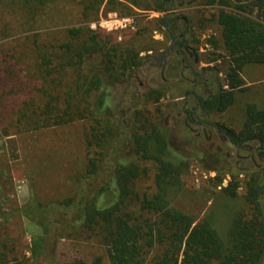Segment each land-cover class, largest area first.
Segmentation results:
<instances>
[{
	"label": "trees",
	"instance_id": "trees-1",
	"mask_svg": "<svg viewBox=\"0 0 264 264\" xmlns=\"http://www.w3.org/2000/svg\"><path fill=\"white\" fill-rule=\"evenodd\" d=\"M105 1L0 0L1 37H10V31L19 29L18 36L26 41L22 49L10 51L9 64L15 73L16 69L26 70L42 80L45 86L32 90V101L44 109V120L50 126L81 120L88 123L85 141L89 156L85 170L71 178V195L62 201L42 206L34 203L16 210L42 229L31 264H47L46 255L51 264H73L55 262L54 252L45 246L52 232L59 229L66 238L93 239L105 247L107 261L96 256L82 264H261L264 100L262 106L256 102L244 106L245 120L240 129L225 124L215 126L240 153L254 151L260 160V170L246 171L243 180L239 172H225L215 166L218 186L226 175L229 177L227 186L221 187L220 202L234 199L242 182L244 206L233 214L215 211L217 220L209 214L197 222L172 204L188 164L187 158L174 151L172 133L164 122L166 112L157 104L164 91L152 87L142 93L131 85L144 61L154 57L141 56L140 50L129 48L109 50L100 33L82 27H68L61 34L48 33L51 25L66 18L70 9H76L84 22L96 21ZM164 1L187 8L219 7L214 19L221 29V44L216 40L213 44L218 49L222 45L228 59L226 83L215 92L193 93L203 114L226 111L235 104L237 93L248 87L242 77L244 67L264 66V0ZM132 6L141 8L139 0L106 3L109 12L123 17L135 12ZM159 9L166 10L163 1ZM161 22L168 26L166 18ZM187 32V28L182 32L185 40ZM207 69L216 71L211 66ZM7 83L0 77V89ZM46 84L50 87L46 88ZM1 99L10 101L6 95ZM152 105L154 110L149 108ZM186 113L188 121H194V112ZM151 171L153 187L144 189L143 181Z\"/></svg>",
	"mask_w": 264,
	"mask_h": 264
},
{
	"label": "rangeland",
	"instance_id": "rangeland-1",
	"mask_svg": "<svg viewBox=\"0 0 264 264\" xmlns=\"http://www.w3.org/2000/svg\"><path fill=\"white\" fill-rule=\"evenodd\" d=\"M162 1L166 8L163 12L159 9ZM106 3L107 0L96 21L84 22L76 9H70L66 18L51 25L48 33L61 34L68 27H82L100 33L109 50L119 52L120 48H129L140 50L141 56H159L172 46V36L169 35L171 19L180 17L182 20L176 35L187 28L185 37L197 49L199 62L195 71L202 75L193 76L174 55L176 47L173 46L172 52L163 57L162 69L150 68L148 60L144 61L142 67L147 72L140 75L139 80L144 83L143 92L152 87L164 91L157 104L166 112L164 122L172 133L174 151L187 158L188 168L181 176L172 204L195 217L197 222L209 214L217 220L215 211L233 214L245 204L244 183L241 182L236 197L223 204L218 197L221 187L227 186L229 177L226 175L222 185L218 186L215 166L225 172L237 171L239 179L243 180L246 171L260 170L261 163L254 151L240 153L215 130V126L225 124L238 130L245 120L244 106L249 102L262 106L264 66L244 67L242 77L248 87L238 92L235 104L222 113L203 114L198 108L196 95L189 94L187 108L193 109L196 118L195 123L189 122L182 111L186 92L191 90L199 95H205L207 90L215 92L217 77L222 85L226 83L228 59L222 45L218 49L213 44L214 40L221 44V29L214 19L219 7L195 5L187 8L176 2L170 5L164 0H139L141 8L132 6L135 12L123 17L109 12ZM161 18L169 21L168 26L162 24ZM2 27L0 23V30ZM10 34V37L2 38L0 31V77L8 80L0 89V264H31L35 261L32 251L37 249L42 229L16 210L34 203L42 206L62 201L71 195V178L85 170L89 156L85 141L88 123L81 120L60 126L48 125L42 116L44 109L32 101V90L45 85L26 70L16 69L15 73L8 54L14 48L22 49L26 41L18 36L19 29L10 31ZM209 66L216 68V74L207 69ZM202 69L205 73H201ZM49 87L46 84V88ZM5 95L10 100L8 103L1 99ZM149 108L154 110L155 105ZM219 164L223 166L219 167ZM152 177L153 171L143 181L142 188L153 187ZM228 224L223 228V237H226ZM60 230L52 232V240L48 239L45 244L50 252H54L55 262L89 263L96 256H103L107 261L105 247L97 241L66 238ZM44 260L51 264L49 256L46 255Z\"/></svg>",
	"mask_w": 264,
	"mask_h": 264
},
{
	"label": "flooded vegetation",
	"instance_id": "flooded-vegetation-1",
	"mask_svg": "<svg viewBox=\"0 0 264 264\" xmlns=\"http://www.w3.org/2000/svg\"><path fill=\"white\" fill-rule=\"evenodd\" d=\"M181 20L182 19L180 17L172 18L171 19V22L176 24V28H175V30H173L172 29V26L169 27V35L171 34L170 36H172V41L173 42H172V46L170 47L169 50L166 51L165 54L172 52L173 46L176 47V50L174 52V55L177 56V57H179L181 59V62L184 64V66H186V68L190 72L193 73V76H194V74H197L198 76L199 75H202L200 73H196V71H195L196 64H198L199 60H198V57L196 56V54L194 53L193 47L190 45V43H189L188 40H185L184 39L182 32L180 34H178V36L176 35L177 29L179 27V24L181 23ZM184 41H186L188 43V45H190L191 47H188L187 44H186V42L184 43ZM183 43H184V45H183ZM165 54L162 53L159 56L149 54V56L154 57V60L150 61L148 59V66L150 68H154V65L152 64V62H154L155 67L162 69L164 67V58L163 57L165 56ZM146 72H147V70L144 69L141 66V68L138 71L139 74H138L137 79L134 80L131 83V85H133L134 88H136L137 91H140V89H141V91L143 92V88L142 87H143V84L144 83L143 82H140L139 80H140V75H142V74H144ZM201 73H205V69H202L201 70ZM215 74H216V71H215ZM214 84L217 86V90L221 87L220 85H222L221 84V81H220V79H218V77L216 78ZM145 89H146V87H145ZM147 91L148 90H146L144 92H147ZM188 92L191 95L192 94L194 95V93L191 90H189ZM210 92H212V91L211 90H207L206 91V93H210ZM187 98H188V94H185L184 95V104L182 106V111L186 114V118H187L186 110H191L192 112H194L192 108L191 109L190 108H187ZM198 108H199L200 111H202L201 110V106L199 105V103H198ZM193 118H194V121H192V123H195L196 122V120H195L196 118H195V114L194 113H193ZM187 121H188V118H187ZM215 130L218 132V129H215Z\"/></svg>",
	"mask_w": 264,
	"mask_h": 264
}]
</instances>
